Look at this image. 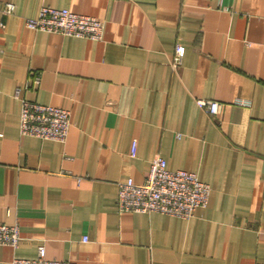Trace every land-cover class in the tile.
<instances>
[{"label":"crops","instance_id":"0c3cea01","mask_svg":"<svg viewBox=\"0 0 264 264\" xmlns=\"http://www.w3.org/2000/svg\"><path fill=\"white\" fill-rule=\"evenodd\" d=\"M42 5L102 38L29 29ZM22 100L68 110L65 141L20 136ZM156 155L211 187L206 207L118 210V183ZM15 224L0 264L40 245L76 264H264V0H0V225Z\"/></svg>","mask_w":264,"mask_h":264},{"label":"built area","instance_id":"2783aa9c","mask_svg":"<svg viewBox=\"0 0 264 264\" xmlns=\"http://www.w3.org/2000/svg\"><path fill=\"white\" fill-rule=\"evenodd\" d=\"M8 12L14 5L5 4ZM33 31L56 33L63 36L80 37L97 41L102 38L104 24L93 17L74 13L65 8L42 5L34 18L25 20ZM184 46L177 43L172 57V68L177 69L184 55ZM19 95V91L15 96ZM198 109L216 114L221 108L217 101L196 99ZM68 110L26 100L21 101L19 112V135L44 140L64 142L70 128ZM135 144L131 155H134ZM116 205L121 212L160 213L182 219H189L197 208L208 204L211 187L200 181L197 174L186 170H169L166 161L156 155L150 162L147 175L142 183L131 178L117 185ZM20 240L17 224L0 225V245L15 248ZM86 240V239H84ZM11 264H76L74 261L47 259L43 245L34 259L14 258Z\"/></svg>","mask_w":264,"mask_h":264}]
</instances>
